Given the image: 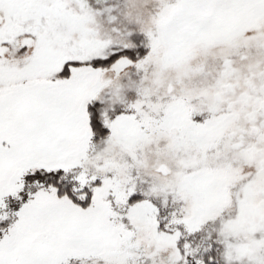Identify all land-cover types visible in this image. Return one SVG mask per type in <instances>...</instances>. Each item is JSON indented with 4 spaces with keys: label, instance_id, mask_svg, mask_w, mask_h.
<instances>
[{
    "label": "snow or ice",
    "instance_id": "obj_1",
    "mask_svg": "<svg viewBox=\"0 0 264 264\" xmlns=\"http://www.w3.org/2000/svg\"><path fill=\"white\" fill-rule=\"evenodd\" d=\"M0 264H264V0H0Z\"/></svg>",
    "mask_w": 264,
    "mask_h": 264
}]
</instances>
